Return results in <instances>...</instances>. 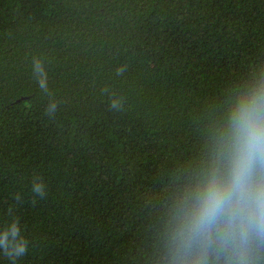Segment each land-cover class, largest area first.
Returning a JSON list of instances; mask_svg holds the SVG:
<instances>
[{
    "label": "trees",
    "instance_id": "1",
    "mask_svg": "<svg viewBox=\"0 0 264 264\" xmlns=\"http://www.w3.org/2000/svg\"><path fill=\"white\" fill-rule=\"evenodd\" d=\"M262 62L264 0H0V229L28 241L0 264H148L170 173Z\"/></svg>",
    "mask_w": 264,
    "mask_h": 264
},
{
    "label": "clouds",
    "instance_id": "2",
    "mask_svg": "<svg viewBox=\"0 0 264 264\" xmlns=\"http://www.w3.org/2000/svg\"><path fill=\"white\" fill-rule=\"evenodd\" d=\"M32 71L41 92L51 95L42 58L33 57ZM224 95L198 161L170 173L173 187L148 264H264V62ZM110 106L119 110L123 98L113 97ZM58 108L52 100L46 114L54 117ZM45 191L34 180L33 194L43 198ZM0 251L12 259L27 253L18 219L0 229Z\"/></svg>",
    "mask_w": 264,
    "mask_h": 264
}]
</instances>
